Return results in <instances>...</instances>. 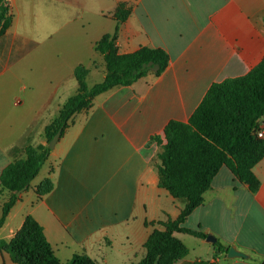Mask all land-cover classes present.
<instances>
[{"label":"crops","instance_id":"crops-1","mask_svg":"<svg viewBox=\"0 0 264 264\" xmlns=\"http://www.w3.org/2000/svg\"><path fill=\"white\" fill-rule=\"evenodd\" d=\"M6 3L11 13L18 11L20 26L16 22L0 35V75L27 48L32 36L24 35L30 29L20 30L25 24L21 13L30 9L50 11L54 30L79 28L78 33L68 31L63 36L76 57L103 59L95 43L102 35L114 32V11L119 3H125L129 14L118 26V52L147 46L163 48L168 54V64L160 75L150 71L130 85L113 87L95 96L88 109L72 116L46 159L49 175L45 178L53 182L52 190L38 198L33 186L32 208L13 226L11 220L14 210L20 209L24 189L0 227V231L6 229L0 238L9 240L30 214L43 227L62 262L74 254H85L96 264H135L144 255L143 244L150 233L163 229L157 222L175 219L183 206L158 186L154 163L159 147L151 138H162L170 120L187 121L212 83L244 75L264 58V0ZM14 103L22 100L17 98ZM0 118L1 173L7 164L25 157L21 155L26 145L45 144L46 139L42 133L40 141L31 144L28 125L23 127L17 118ZM223 168L203 194V203L189 216L201 210L213 218L222 216L224 226L235 225L237 219L235 230L225 238L200 220L197 227L206 235L213 234L222 246L233 245L246 256L228 257L214 246L210 258L189 251L174 264H264V157L252 169L260 182L255 192ZM8 196L7 191L0 194V209ZM198 239L200 244L205 242ZM3 252L0 256L8 264Z\"/></svg>","mask_w":264,"mask_h":264},{"label":"trees","instance_id":"trees-1","mask_svg":"<svg viewBox=\"0 0 264 264\" xmlns=\"http://www.w3.org/2000/svg\"><path fill=\"white\" fill-rule=\"evenodd\" d=\"M129 14L125 3L114 11L116 27L95 43V50L103 56L105 76L88 88L85 82L88 68L78 64L74 68L77 92L69 97L54 120L44 128L45 144L26 145L24 158L7 164L0 173V194L9 193L0 209V227L7 214L20 198L16 193L30 186V181L48 158L49 140L61 128L68 127L72 116L88 109L92 100L116 86H127L152 71L160 75L168 64V54L163 48L141 46L128 53L118 52L116 45L118 26ZM12 14L6 0H0V35L11 25ZM260 124H264V58L241 76L212 83L187 121L170 120L163 135L152 136L159 150L154 167L158 186L183 206L175 219L158 221L163 229H154L143 244L144 255L135 264H174L189 252L188 247L175 235L186 233L205 239L200 228L184 225L190 213L203 203V194L221 167H226L235 179L255 192L260 182L253 167L264 157V139L257 137ZM53 188L50 178H44L34 188L38 198ZM218 252H227L216 240ZM0 251L8 254L14 264H96L85 254H74L62 262L47 240L43 227L27 214L9 240L0 238Z\"/></svg>","mask_w":264,"mask_h":264},{"label":"rangeland","instance_id":"rangeland-1","mask_svg":"<svg viewBox=\"0 0 264 264\" xmlns=\"http://www.w3.org/2000/svg\"><path fill=\"white\" fill-rule=\"evenodd\" d=\"M23 12L21 13V20H24L25 24L22 25L20 30L30 29L29 32H24V35L32 37L28 39L27 48L22 52L23 55L14 59L10 69L5 74L0 75V117H13L7 118L12 120L17 118L18 121L21 120L23 127L28 125L31 132L30 143L36 144L42 138L41 135L45 124L55 119L58 115V109L62 107L69 97L77 92V81L73 73L75 66L83 63L90 69V74L85 78L86 85L90 88L103 80L105 64L103 59L99 58L100 56L95 59L88 56L76 57L73 52H70L71 50L73 51V48L66 47V44L68 46L70 44L63 41V36L70 32L78 33L79 28L77 26L70 27L69 30L55 27L54 30L51 24V13L47 9H30ZM27 12L30 14H27ZM11 14V25L14 23L16 25V22L20 19L19 13L17 10H13ZM56 23L55 19L54 24ZM31 29L34 31L31 32ZM93 61H95L94 64H92ZM17 98L22 100L21 104L17 105L14 103ZM2 119L0 118V124ZM21 157H24L23 153ZM226 169L223 168V171H227ZM48 175L49 166L48 162L45 161L37 175L30 181V186L23 191L24 196L21 201L22 204L19 206L20 209L16 208L14 210L15 216L11 220L13 226L17 225L20 216L26 210H31V201L35 198L33 186L40 183ZM175 200L183 204L181 200ZM198 220L203 225L209 226L210 229L222 234L221 236L224 238L233 233L235 230L234 226L237 224L236 219L234 221L236 222L235 225L232 223L224 226L222 216L213 218L210 215H206V213L202 214L201 210H199L189 216L185 220L184 225L197 229ZM5 231V228L0 231V237L4 236ZM175 235L183 240L191 255H198L203 259L210 258L212 255L211 251L215 247L211 241L205 239V242L200 244L201 240L192 235L186 233H175ZM207 235L215 237L213 234ZM49 238L54 244L51 234ZM236 238H239V235H236ZM65 240L71 243L68 238H65ZM2 255H4L8 264H13L9 260L7 253L3 252ZM0 264H4L1 256Z\"/></svg>","mask_w":264,"mask_h":264},{"label":"water","instance_id":"water-1","mask_svg":"<svg viewBox=\"0 0 264 264\" xmlns=\"http://www.w3.org/2000/svg\"><path fill=\"white\" fill-rule=\"evenodd\" d=\"M61 135V128H59L56 133L53 135V137L49 140L48 142V147L50 149H52L55 145V143L57 142L58 138L60 137ZM25 188H23L22 190L18 191L16 193V195L19 196V194L24 190ZM207 241H211L212 243H214L216 241V238L213 237L212 235H206V238H205ZM226 255L228 257H235V256H240V257H245L246 255L240 251H238L233 245L229 246L227 252H226Z\"/></svg>","mask_w":264,"mask_h":264},{"label":"built area","instance_id":"built-area-1","mask_svg":"<svg viewBox=\"0 0 264 264\" xmlns=\"http://www.w3.org/2000/svg\"><path fill=\"white\" fill-rule=\"evenodd\" d=\"M257 137L264 139V124H260V127L257 131Z\"/></svg>","mask_w":264,"mask_h":264}]
</instances>
